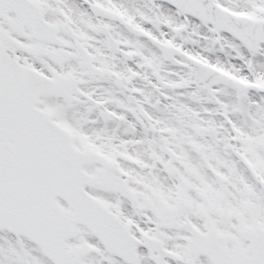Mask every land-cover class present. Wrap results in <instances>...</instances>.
I'll use <instances>...</instances> for the list:
<instances>
[{"label":"snow or ice","instance_id":"1","mask_svg":"<svg viewBox=\"0 0 264 264\" xmlns=\"http://www.w3.org/2000/svg\"><path fill=\"white\" fill-rule=\"evenodd\" d=\"M0 264H264V0H0Z\"/></svg>","mask_w":264,"mask_h":264}]
</instances>
